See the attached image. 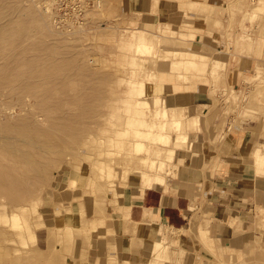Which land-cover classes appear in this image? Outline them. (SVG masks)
<instances>
[{
  "label": "rangeland",
  "instance_id": "rangeland-1",
  "mask_svg": "<svg viewBox=\"0 0 264 264\" xmlns=\"http://www.w3.org/2000/svg\"><path fill=\"white\" fill-rule=\"evenodd\" d=\"M60 1L58 4L56 0L53 2L52 0H0V31L1 28L6 31L21 29L23 37L14 44L5 47L0 45L2 54H0V70L2 71L0 76L4 75L3 72L7 69H12L14 72L13 70L17 68L14 66L17 65L20 66L19 72L27 73L38 71L39 68L42 73L41 70H46L49 65L54 66V69L66 67L69 69L67 74L60 73L57 77L61 79L64 75H70L69 78L72 81L67 78L68 82L70 80V86L66 91L68 95H77V88L85 87L88 91L90 89L91 95L101 93L104 94L102 96L106 95V99L100 94L97 99V96H91L93 98L91 99L88 91L83 88L82 93L88 94L86 96L90 99L86 98H88L87 101L92 100V106L91 104L89 106L84 98L81 104L85 103L87 107H78L76 110L70 98L65 99L66 94L63 85L60 84L63 81L60 82L56 76H53V83L58 81L60 85L52 86L55 98L51 101L61 103L65 99L71 103L68 105L64 103V111L69 112H64L63 117L67 122L86 120V124H89V129L77 136L64 129L61 131L62 127L54 124L60 121L56 116L62 117L63 113L59 109L55 111L56 113L53 112L51 118H48L50 121L47 119L46 122H44V116L36 113L40 108V111L43 110L42 100L38 103L35 95L38 92L41 93V90H47L48 86L53 84L51 82L45 87L43 84H46L48 80L43 75H38L37 79H30V82L39 80L41 83L38 81L35 83L42 84L39 88V84L30 83L34 85V91L36 87L40 89L35 92V95L33 94L36 98H32V93H26L29 96L25 94L21 96L22 100L26 97L30 98L25 100L27 103L31 102L27 111L32 112L33 120L29 118L30 114H27V111L22 110L24 108L21 107L22 102L12 103L4 96L7 91L0 93V117L4 118L7 106L15 107L13 116L17 117L16 119L14 117L15 120L12 119L11 123L4 120L5 122L0 124V131L9 126L14 137L9 141L15 145L16 154L29 156L32 171L28 172L30 182L27 187L31 186L30 190H33L29 193L30 199L26 197L27 201L23 200L26 207L18 210L17 217L22 218L23 222H16L11 217V212L17 209L14 203L8 204L7 198L0 197V264H87L86 251L90 244L97 243L98 240L93 238L97 237L98 233L104 238L103 243L98 242L99 245H106L105 239H119L118 236H121V241L122 237H125L127 248H136L139 253L144 252V256L154 258L150 244L156 240L167 244L169 228L163 227L159 238L146 243L144 239L138 238L137 231L132 230L134 226L127 222L121 199L128 188L127 185L141 183L139 170L153 172L156 179L151 185L156 187L168 183L181 190L191 188L196 192L200 189V185L196 184L205 185L209 180L220 186L235 188L234 190L241 194L246 189H250L244 184V178L257 183L254 187H264V175L257 176L256 179L246 177V174L250 176L246 173L247 162L264 168L261 164V161L264 162V156L259 151L251 152L249 155L240 152L242 157L234 160L222 156L233 153L232 146L236 142L232 141L231 135L241 123L259 125L261 128L259 134L264 138V134L261 133L264 127V14L259 9L253 7V14H251L250 2L245 6H239L235 0H205L209 4L204 6V13L207 15L206 17L204 14V18L209 19V26L206 30H201L198 29L200 26L203 27L201 22L182 12L189 4L181 5V0H79L77 3H74L77 0H68L70 3L63 2L65 0ZM62 6L66 8L62 9ZM154 8L163 13L162 18L153 17ZM191 10L196 9L194 7ZM147 13H151V16H147ZM198 17V21L204 19L201 14ZM10 22L11 24H8ZM155 22L156 24H153ZM186 25L191 29L185 28ZM170 26L174 27V32L169 30ZM190 32H195V39L183 37V34L187 35ZM140 34L145 35L146 44L152 47L150 52L142 53L135 50L136 44L140 42L138 38ZM154 34L163 37V41L155 39ZM197 36L200 38L197 39ZM20 45L23 46L20 47ZM234 46L236 53L246 56L253 53L259 58L253 71L240 72L247 66L249 58L239 57L233 60L237 63L233 62L237 68L236 73L232 76L228 75V69L232 65L230 53ZM159 47L160 50L156 51L155 48L159 49ZM177 48L196 49L199 53L194 57L196 60L184 54L176 56ZM14 49L17 51L15 52ZM39 54L45 55L46 60L43 56L38 57ZM24 55L33 59L30 61ZM201 55L206 56L204 58L206 64L200 63L198 68L186 66V61L202 62ZM39 58H43L41 60L43 64ZM28 59L30 63H27ZM176 60L185 61L171 66L172 61ZM34 61L36 67H38L37 64L42 67L32 69L31 66L36 68ZM15 72H18V68ZM75 73L82 75L78 77L74 75ZM170 74L174 75L175 82L181 86L176 87L173 82L168 81ZM92 77L98 79L101 85H97L98 81L96 82ZM91 78L95 81L92 82ZM89 81L94 88L88 86ZM18 82L15 80L14 84ZM82 83L83 86H79ZM98 88L106 89H103L105 93L101 90L97 94ZM141 88L144 92H141ZM92 90L96 91L92 92ZM44 93L42 91L41 95ZM157 95L161 97L157 104L152 101L147 104L143 100ZM38 97L40 99V96ZM100 97L105 100L104 103L99 99ZM28 99L32 100L28 101ZM100 101L104 104V108L101 103L100 106L97 103ZM95 105L98 107H94ZM35 107L38 108L37 111ZM88 107L99 111H96V114L94 109L89 110ZM164 107L169 108L168 118L158 115ZM91 110L94 114H91ZM40 111L39 114H43ZM81 111L87 114H79ZM102 111L107 114L102 116ZM77 114H79L78 117H75ZM37 115L45 124L41 122L38 124L40 129L38 131L44 130L42 134L38 131L33 132V122ZM89 115H93L94 118ZM87 116L92 117V120L88 118L89 121H87ZM99 117L100 119L104 117V120L101 119L103 122L98 120ZM176 119L182 123L181 131L178 132L171 125ZM164 120L168 123V127L161 130L158 124ZM142 121L147 124L142 125ZM154 122L157 124L154 125ZM99 123L102 126H99ZM16 126L19 127L16 128ZM97 126L98 128H95ZM19 129H25L28 138L37 140L40 147L35 148L25 143L18 145L16 139L23 138ZM137 130H152L170 138L169 143H164L146 139L145 136L141 137L148 148L153 147L156 151L158 161L156 167L139 159L140 156L153 157L154 155L147 150L136 151L133 145L138 138ZM179 132L189 133L194 146L189 141L177 144ZM194 132L203 137L198 135L192 137L191 133ZM66 134L70 138L69 142ZM197 139H202L201 141L206 144L209 143V139H212L216 151H213L212 147L207 151L205 148L208 145L203 147L195 143ZM0 140L1 148L7 140L4 138ZM57 140L58 143H56ZM240 145L243 143L241 142ZM172 148L176 152L168 154L167 151L171 152ZM182 150L184 153H181ZM47 151L51 153V157H48ZM33 156L37 157L35 162ZM217 161L220 165L211 166ZM99 166L104 169H100ZM193 173L196 175L193 176ZM43 175L44 180L43 177L40 178ZM142 183L144 187L151 186L146 185L144 181ZM230 207L225 209L226 214H221L216 220L211 221L210 235L213 238L211 244L204 243L200 236L195 240L196 243L203 245V255L201 253V255H195L188 250L186 244L187 242L189 244L190 240L187 233L180 235V233L170 232L176 237L180 235L182 243H175L163 249L161 257L166 262L164 264H234V261H239L238 254L237 259L231 252H228V256H232L231 259L220 255V247L225 242L228 244L227 239L231 236L226 230L237 226L238 219L243 220V214L232 219L233 211H229ZM250 212V214H244L247 217L244 220H248L246 230L248 229L252 234L255 231L264 233V226L263 229H258L256 226L258 225L256 221L258 222L261 215L264 216V209L257 206L255 210L250 208ZM29 226L32 228L31 232H29ZM241 233L247 234V232H240L232 235ZM27 236L26 241L29 244L25 245L22 238ZM127 236L128 239L131 237V240H127ZM247 238L249 239L248 234ZM180 246L185 247L181 252L178 251ZM229 246L237 248L233 244ZM243 247H247L245 258L254 264H264V237L258 238L257 242L251 240ZM112 252L108 264H132L130 261L120 262L116 250Z\"/></svg>",
  "mask_w": 264,
  "mask_h": 264
},
{
  "label": "crops",
  "instance_id": "crops-1",
  "mask_svg": "<svg viewBox=\"0 0 264 264\" xmlns=\"http://www.w3.org/2000/svg\"><path fill=\"white\" fill-rule=\"evenodd\" d=\"M235 3L239 6H245L247 3H249L251 14H253L252 12L255 8L259 9L261 13L264 14V0H235ZM180 4H189L185 10H182V12H184V15L187 14L189 16L195 17L197 22H201L203 27L201 28V26L199 27L196 25L199 27L198 29L206 30V28L209 26V19L207 20L204 18V6L209 3H206L205 0H181ZM194 7L196 10H191V8ZM153 10V17H163V13L159 12L157 8H154ZM150 14L151 13H147L146 15L151 16ZM166 14L168 15V12ZM199 14L202 15L204 18L203 20L198 21ZM205 16L207 17L206 14ZM182 18L185 19V17ZM164 19H166V17H164ZM153 24H156V22ZM184 27L191 29V27L188 25ZM169 30L171 32L175 31L173 26H170ZM153 37L163 41V37L158 34H154ZM183 37L185 39H188L187 37L195 39L196 35L195 32H190L187 35L183 34ZM198 38H200V36H197V39ZM234 47L230 53V62L232 65L228 69V75L232 76L233 73H236L237 68H235V65L233 64L235 61L233 60L234 58L238 59L239 57L249 58L247 66L243 69V71L240 72L253 71L256 68L259 58L255 57L253 53H251L252 55L250 56L236 53V47ZM155 50H160V47L159 49L155 48ZM176 52V56L184 54L194 60H196L194 57H196L199 53V51H196V49L184 50L181 48H177ZM256 53H258V51H256ZM205 57L206 56L201 55L202 62L197 63L206 64V61L204 60ZM177 62L181 61H172L171 66ZM167 79L168 81L173 82L174 86H181L178 84V82H175L173 74H170V77ZM234 91L236 93V90ZM260 129L261 128H259V125L255 126L252 123H241L240 126L235 129V131L233 130L234 132H232L231 135L232 141L236 142L232 146L233 153L223 154L222 156L227 159L234 160L242 157L240 152H244L245 154L249 155V153L256 151H259L260 154L264 156V138L259 134ZM261 133L264 134L263 129ZM191 135L192 137L195 135L201 136L195 132L191 133ZM201 140L202 139H197V141L194 142L201 144L203 147L208 145V147L205 148L207 151H209L211 147L214 149L213 151H216L215 145L212 143V139H209L208 144ZM241 142L243 145H240ZM219 163L220 162L217 161V163L212 164L211 166L215 167V165ZM246 171V173H249L250 175L248 176L246 174V177L256 179L258 170L254 163L247 162ZM195 175L196 174L193 173V176ZM206 182L207 183H205V185H201L199 183L196 184L197 186L200 185V189L196 192L195 189L193 190L191 188H184L181 190L178 187L172 186L168 183L161 187L153 186L146 188L143 186L142 180L141 183L127 185L128 188L121 197L124 212L128 219L127 222H130L132 226H134L135 223L137 224V236L138 238L144 239L146 243L152 242L159 238L161 236V230L163 227L169 228L168 238L171 246L175 243L181 244L182 242L180 235L187 233L190 240V243L188 244L187 242L186 244L188 250L195 255H203V245L196 243L195 240L199 239L198 236H200L204 243L211 244L213 242V238L210 235L211 221L216 220L221 214H226L225 209L227 210V208H229L231 205L236 204L238 206H231L229 209L230 212L233 211L231 218L234 219L240 217L243 214V220L238 219L237 221L239 224H237V226L235 225L234 227L228 228V230H226L227 234L231 236H229L228 239L226 238L228 244L225 242V244L220 247V255L229 259L234 256L237 259L238 254L240 260L234 261V264H254L249 259L245 258L247 247L244 248L243 245L248 244L251 240H253V242H257L258 238L264 237V233L260 234L255 231L254 234H252L248 229L246 230V221L248 220H244L247 218L244 214H250V208L255 210L257 206H259L261 209H264V187H254V185H257V183H254V181L251 179L244 178V184L247 185V187H250V189H246L240 194L234 190L235 188L220 186L219 184L212 183L209 180ZM256 223H258V225L256 224L257 228L261 229L264 226V216L261 215L258 222L256 221ZM157 227L159 233H157ZM172 231L174 233H180V235L176 237L170 233ZM218 231H220V229ZM240 232H247L249 239L247 238V234L245 235L241 233L238 235H232ZM118 237L119 239H105L106 245H99L98 242H102L104 238L98 233V236L93 238L98 240L97 243L90 244L86 251L88 260L87 264H108L109 258L113 254L112 250H116V255L120 262L130 261L132 264H149V256H144V252L142 251L139 253L136 251V248H127L128 244H126L125 237H122V241L121 236ZM127 240H131V237L128 239L127 236ZM230 244L236 245L237 248L229 246ZM115 246L116 248H114ZM180 247L181 248L178 249L179 252L183 251L185 248L184 246ZM228 252H231L233 255L228 256ZM201 258L203 257L201 256Z\"/></svg>",
  "mask_w": 264,
  "mask_h": 264
},
{
  "label": "bare ground",
  "instance_id": "bare-ground-1",
  "mask_svg": "<svg viewBox=\"0 0 264 264\" xmlns=\"http://www.w3.org/2000/svg\"><path fill=\"white\" fill-rule=\"evenodd\" d=\"M54 0H52V2H53ZM51 3V2H50ZM8 11V10H7ZM6 11V12H7ZM11 13V12H10ZM34 14H36V13H34ZM8 24H11V22L10 23H8ZM4 25V24H3ZM2 26V25H1ZM42 27L44 28V26L42 25ZM4 28V27H3ZM5 28H7V27H5ZM22 28V27H21ZM10 29V28H9ZM21 31V29H19V30H10V31H6V30H2V28H1V31H0V45H2L3 47H5V46H8V45H11V44H14V43H16V42H18L20 39H22L23 37H22V32H20ZM22 37V38H21ZM25 38V37H24ZM138 38L140 39V42H138L137 44H136V46H135V50L137 51V52H142V53H146V52H150V50H152V47L149 45V44H146V42H145V40H146V37H145V35H142V34H140L139 36H138ZM22 41V40H21ZM24 41V40H23ZM22 41V42H23ZM25 41H26V38H25ZM24 41V42H25ZM147 41V40H146ZM22 42H20L21 44H22ZM19 44V43H18ZM17 44V45H18ZM33 45V44H32ZM23 46V45H22ZM21 45H20V47H22ZM27 47V46H26ZM39 47H41V45L39 46ZM16 48V47H15ZM43 48V47H42ZM41 48V49H42ZM17 49H19V48H17ZM17 49H14V51L16 52L17 51ZM21 49V48H20ZM46 49V48H45ZM44 49V50H45ZM4 50V49H3ZM47 50V49H46ZM24 52L25 51H27L28 52V50H23ZM2 52V51H1ZM21 52H22V50H21ZM39 52V51H38ZM9 53V52H8ZM37 53V52H36ZM154 53H155V51H154ZM1 54V53H0ZM7 54V53H6ZM22 54V53H21ZM31 54V53H30ZM2 55V54H1ZM32 55V54H31ZM6 56V55H5ZM8 56V55H7ZM11 56V55H10ZM17 56H20V55H18L17 54ZM25 56V55H24ZM23 56V57H24ZM41 56H43V58L45 59V55H41ZM40 56V54H39V56L38 57H41ZM12 57V56H11ZM22 57V58H23ZM25 57H28L29 58V56H25ZM30 57H32V56H30ZM36 57V56H35ZM38 57H36V58H38ZM7 58V57H6ZM10 58V57H9ZM15 58H16V56H15ZM43 58H39V61H41ZM47 58V57H46ZM53 58V57H52ZM52 58H49V59H51L52 61H53V59ZM4 59V58H3ZM23 59H25V58H23ZM30 59V58H29ZM29 59H28V61H29ZM33 58H31L30 59V61L32 60ZM35 59V58H34ZM48 59V60H49ZM46 60V59H45ZM58 60V59H57ZM56 60V61H57ZM30 61L29 62H27V63H30ZM36 61H38V59L36 60ZM55 61V62H56ZM185 60H183V61H181V62H177V63H175V64H179V63H183ZM12 62L14 63L15 61H14V59L12 60ZM11 62V63H12ZM61 62V61H60ZM5 63V62H4ZM24 63V62H23ZM23 63H21V64H23ZM26 63V62H25ZM36 62L34 61V64H35ZM40 63V62H39ZM41 63L43 64V62L41 61ZM48 63V62H47ZM50 63H52V62H50ZM56 63H58V62H56ZM19 65H20V63H18ZM53 64V63H52ZM185 64H186V66H197V68H198V63L197 62H194V61H186L185 62ZM32 65V64H31ZM30 65V66H31ZM38 65V67L40 66L39 64H37ZM49 65V64H48ZM56 65V64H55ZM0 66H1V63H0ZM6 66V65H5ZM10 66H11V64H10ZM9 66V67H10ZM15 68L17 67L18 68V72H15V71H17V68L16 69H14L13 71L14 72H12V69H7V71L6 72H3V74L4 75H2V76H0V93L1 92H4V90L5 91H7V94H5L4 96H5V98L6 99H10V102L12 101V103L13 102H15V101H19V102H22L23 103V106H21V107H24V108H22V110L23 111H27V109L30 107V105H31V102L30 103H27V101L25 100L26 98H29V97H26L24 100H22V97L24 96L23 94H25L26 96H29V95H27V94H31V96H32V98L33 97H37V99L36 100H38V103L40 102V100H42L41 102H42V110L43 111H40V109H39V111L41 112V113H43V114H39V111L38 112H36V113H38V115H40V116H44L43 118H44V122H46V120L50 117L51 118V115H52V113L54 112V113H56L55 111L56 110H60L63 114H61V112H60V114L62 115V117L61 116H56V118H57V120H60V121H57V122H54V124L56 123V126H59V127H62L60 130L62 131L63 129H64V131H68V132H72V133H75L77 136L78 135H80L81 133H83V132H86V130H88L89 129V124H86L87 122H83V121H81V120H79V121H66V119H65V117H63V115H64V112H69V111H64V103H65V105H68V104H73L74 105V109H78V107H87V105H84L83 103V106H82V104H81V102H83L82 101V99H84V98H86V97H88V96H86V94L87 93H82V89L83 88H85V87H80V88H77V90H78V93H77V95H74V96H70V95H68L67 93H66V91H67V89H68V87L70 86V80L72 81V79L71 78H69V76L70 75H64V77L63 78H58L57 76L58 75H60V73H62V74H67V71L69 70L68 68H66V67H62V68H57L56 66V69H54L53 67L54 66H52V65H49L47 68H46V70H41L42 71V73H40V68L39 69H37L38 67H36V64H35V67L36 68H33L32 66H31V68L32 69H37L38 71H33V72H29V73H27V72H19V67L20 66H14ZM13 66L12 67H10V68H14ZM29 67V66H28ZM40 67H42V65L40 66ZM28 69H30V68H28ZM0 72H2L1 70H0ZM87 73H88V71H87ZM151 74V73H150ZM153 75H155L154 73H152ZM38 75H43L45 78H47V80H48V82L46 83V82H44V83H46V84H43L45 87H46V85L47 84H49V83H53V79H54V77L53 76H56L57 78V80L58 81H63V82H58L57 80V82L56 83H53V84H51L50 86H48V88H47V90H41V93H42V91H43V93H44V91H47V92H45L44 94H42L41 95V93L40 92H38V94H36L35 92L36 91H40V85H42V84H39V83H41V81H39V80H36V81H38L37 83H35V85H37V84H39V88L38 87H36L37 89L34 91L33 89L35 88L34 87V85H32V84H30V83H33V82H30V79H32V78H36ZM74 75H77L76 73L74 74ZM74 75H72L73 77H74ZM82 74H80V76H81ZM84 75H86V74H84ZM83 75V76H84ZM71 76V77H72ZM78 77H80L79 76V74L77 75ZM42 77V76H41ZM67 78H69L70 80H69V82L67 81ZM93 79L95 78V77H92ZM92 78H91V81L92 82H94L95 80H96V82L98 81V79H96L95 78V80H92ZM37 79V78H36ZM81 79H82V77H81ZM15 80H16V82L17 81H19L17 84H14V82H15ZM45 79H43V81H44ZM46 81V80H45ZM50 81V82H49ZM65 81V82H64ZM66 81H67V83H66ZM79 81V80H78ZM81 81V80H80ZM83 81V80H82ZM81 81V82H82ZM91 81H89V84H88V86L91 84ZM33 83V84H34ZM43 83V82H42ZM61 85H63L62 87H63V89H64V91H65V94H66V97H65V99H67V97L68 98H70V100H71V103L68 101V100H63V101H61V103H60V101H51L53 98H55V92H54V88L52 87L54 84L56 85V86H59L60 84ZM84 83V82H83ZM83 83L80 85L79 84V86H83ZM98 83L99 84H97V85H101V83L98 81ZM85 84H87V83H85ZM152 84V83H151ZM156 84H158V83H156ZM30 85H32L33 87H32V90L34 91V93H33V91L32 90H30ZM96 84H94V86H95ZM92 85H90V87H91ZM43 87V86H42ZM98 87V86H97ZM102 87V86H101ZM100 87V88H101ZM92 88H94L93 86H92ZM100 88H98L99 90H97V94H98V91H104V90H106V89H100ZM46 89V88H45ZM86 89H88V88H85V90ZM97 89V88H96ZM142 90H141V92H144V90H143V88H141ZM31 92H30V91ZM86 91H88V90H86ZM89 91H90V89H89ZM88 91V94H89V96L91 97H96V99L98 98V95L100 94V96L101 97H105V99H106V95L105 96H102V95H104V94H101V93H99L98 95H94L93 96V93H92V95H91V92H89ZM93 91H96V90H92V92ZM30 92V93H29ZM27 93V94H26ZM40 93V94H39ZM95 93V92H94ZM104 93H105V91H104ZM33 94L35 95V96H33ZM84 94V95H83ZM87 94V95H88ZM23 95V96H22ZM22 96V97H21ZM38 96H40V99H39V97ZM3 97V96H2ZM35 97V98H36ZM76 97V98H75ZM90 97H88L89 99H90ZM91 97V99H93ZM99 98L100 100H102V103H104L103 101H105V100H103L102 98ZM42 98V99H41ZM88 98H86L85 100H86V102H88V105L89 104H91L92 102V100L91 101H87L88 100ZM160 95H157V96H153V97H151V98H144L143 100H144V102L145 103H147L148 104V102L149 101H152L154 104H157L158 102H159V100H160ZM30 99V98H29ZM28 99V101H31V100H29ZM74 99H75V102H74ZM95 99V101H97ZM98 99V100H99ZM98 104H99V106H100V103H101V101L100 102H97ZM101 103V105L103 106L104 104H102ZM107 103V102H106ZM37 104V103H36ZM6 105V104H5ZM39 105V104H38ZM41 105L39 106V107H41ZM34 106H37V105H34ZM90 106V105H89ZM91 106H92V104H91ZM20 107V106H19ZM38 107V106H37ZM94 107H98L97 105H95ZM105 106H103L102 108H104ZM15 108V107H14ZM14 108H12V106L11 107H6V114H5V116H4V118L2 119L1 117H0V124L4 121V120H6L8 123L10 122L11 123V121H12V119H14V117L15 116H13V114H15L14 112H13V110H14ZM89 108V107H88ZM87 108V109H88ZM101 108V107H100ZM99 108V109H100ZM33 109H34V107H33ZM35 111H37L38 110V108H36L35 107ZM90 109H92V108H89V110ZM94 110H95V108H93ZM92 109V110H93ZM97 109V108H96ZM70 110H71V108H70ZM92 110L90 111L91 112V114H94V113H92ZM30 111V110H29ZM32 111V110H31ZM35 111L33 112V114L35 113ZM83 111V110H82ZM81 111V112H82ZM88 111V110H87ZM96 111H99V110H95V113H96ZM108 111H110V110H108ZM71 112V111H70ZM79 113V114H83L84 113V115L85 114H87V113H85V112H82V113ZM89 112V111H88ZM94 112V111H93ZM72 113V112H71ZM76 113V112H75ZM27 114H30V117L29 118H32V112L31 113H28V111H27ZM26 114V115H27ZM74 114V113H73ZM79 114H77V116L75 115V117H78V115ZM97 114V113H96ZM101 114H103L102 116H104V114H107V113H105V112H103L102 111V113ZM101 114H99V115H101ZM38 115L36 116V119H35V121L33 122L34 123V128H33V132H37L38 131V124H40V118L38 117ZM56 115V114H55ZM158 115H163L164 117H166V118H168L169 116H170V111H169V108H167V107H164V109L163 110H161L159 113H158ZM17 116V115H16ZM29 116V115H28ZM65 116H67V115H65ZM74 116V115H73ZM89 116H92L93 117V115H89ZM34 117V116H33ZM53 118L55 117V116H52ZM58 117H60L59 119H58ZM69 117V116H68ZM67 117V118H68ZM92 117H86L87 119L89 118V119H91L92 120ZM17 117H15V119H16ZM29 118H27V119H29ZM85 118V117H84ZM94 118V117H93ZM104 117H102L101 119H103ZM14 119V120H15ZM19 119V118H18ZM72 119H74V118H72ZM77 119V118H76ZM81 119V118H80ZM83 119V118H82ZM89 119L87 120V121H89ZM100 119V117L98 118V120L100 121L101 120ZM196 119V118H195ZM13 120V121H14ZM21 120V119H20ZM32 120H33V118H32ZM31 120V121H32ZM70 120H71V118H70ZM84 120V119H83ZM95 120H96V118H95ZM97 120V121H98ZM104 120V119H103ZM103 120H101L102 122H103ZM29 121H30V119H29ZM29 121H27V122H29ZM47 121H50V119H48ZM81 121V122H80ZM197 121V120H196ZM5 122V121H4ZM44 122L42 123V124H44ZM93 122L95 123V121L93 120ZM30 123V122H29ZM51 123V125L50 126H52V122H50ZM88 123H92V122H88ZM93 123V124H94ZM101 123V122H100ZM99 123V124H100ZM25 124V123H24ZM47 124V123H46ZM98 124V123H97ZM147 123L145 122V121H142V125H146ZM155 124H157V122H154V125ZM45 125V124H44ZM49 125V124H48ZM95 125V124H94ZM159 125V127H160V129L161 130H164V129H167V127H168V123H166V121L164 120V121H162L160 124H158ZM171 125H172V127H174V128H176V131L178 132V131H181V128H182V123H181V121L180 120H178V119H176L175 121H173V124L171 123ZM53 126H55V125H53ZM91 126V125H90ZM99 126H102V124H100ZM19 126H16V128H18ZM24 127V126H23ZM28 127V126H27ZM92 127V126H91ZM28 128H30V127H28ZM41 128V127H40ZM55 128V127H54ZM95 128H98V126L97 127H95ZM14 129H15V127H14ZM21 129V128H20ZM19 129V130H20ZM92 129V128H91ZM25 130V129H24ZM24 130H20V135L23 137V138H19L18 137V139H16V141H17V144L18 145H20V144H23V143H25V144H28L29 146H33V147H35V148H39L40 146L37 144V140H35L34 138L31 140V139H29L28 138V136H27V132L26 131H24ZM27 130V129H26ZM40 130V129H39ZM42 130V129H41ZM263 130H264V127H263ZM15 131V130H14ZM29 132H31V130L29 131ZM33 132H32V134H33ZM39 132V131H38ZM41 132V131H40ZM40 132H39V134H40ZM15 133V132H14ZM42 133H44V130H43V132H41V134ZM17 134V133H16ZM15 134V135H16ZM46 134V133H45ZM35 135V134H34ZM37 135V134H36ZM95 135V134H94ZM136 135L138 136V138L134 141V148L136 149V151L137 152H142V151H144V150H147L151 155H154L153 157L152 156H147V155H144V156H140V160L141 161H143L144 163H148L149 162V164H151L152 165V167H156V165L158 164V161H157V158H156V151L153 149V147H149L148 148V146H147V144H146V142H145V140L144 139H142L141 137L142 136H145V138L146 139H151V140H157V141H161V142H164V143H169L170 142V138L168 137V136H165V135H163V134H157L155 131H152V130H146V131H141V130H137L136 131ZM32 136V135H31ZM38 136V135H37ZM65 136V135H64ZM33 137V136H32ZM66 137H68V142H69V136L66 134ZM1 138H4V139H6L7 140V142H5L4 144H3V147H1L0 148V197L2 196L3 198L5 197V199H6V202L8 203V204H13L14 203V205L17 207V209L16 210H13L12 212H11V217L14 219V221H16V222H23V219L22 218H18L17 217V214H18V210H21V209H24L25 207H26V205H25V203L23 202V200L24 199H26V201H27V198H29L30 199V197H29V193H30V191L32 190H30V187L31 186H29V188L27 187V185H29L28 183L30 182V176H29V174H28V172H30L31 173V169H30V167L32 166V164H31V162L28 160L29 159V156L27 157V156H24V155H18V154H16V152H15V150H14V144L13 143H10V139H13L14 137H13V131H12V129L9 127V126H7V127H4L3 128V131L1 130L0 131V139ZM16 138H17V136H16ZM62 139V138H61ZM192 142L191 140H190V136H189V133L188 134H186V133H182V132H179V134L177 135V140H176V143L177 144H179V143H186V142ZM0 142H1V140H0ZM60 142V141H59ZM38 143H39V140H38ZM56 143H58V140L56 141ZM1 144V143H0ZM192 146H194V143L192 142ZM44 147H46V146H44ZM16 148V147H15ZM42 148V147H41ZM47 148H49V147H47ZM46 149V148H45ZM50 150V149H49ZM171 150V152L170 151H167L168 152V154H171V153H175L176 152V150H174L173 148L172 149H170ZM22 152H24V151H22ZM56 152H57V150H56ZM39 153V152H38ZM42 153V152H41ZM40 153V154H41ZM47 153H48V151H47ZM181 153H184L183 152V150L181 151ZM22 154V153H21ZM24 154H25V152H24ZM49 154V153H48ZM32 155H34V154H32ZM50 155V156H49ZM48 155V157H51V153ZM56 155V154H55ZM35 156V155H34ZM33 156V158H34V162H35V160L37 159V157H34ZM36 156H38V154L36 155ZM47 156V155H46ZM59 156V155H58ZM59 157H62V156H59ZM58 157V158H59ZM65 157V156H64ZM46 157H44V159H45ZM49 158H47V160H48ZM62 159H64V158H62ZM50 160V159H49ZM41 162V161H40ZM49 162V161H48ZM42 163V162H41ZM44 163V162H43ZM36 164L38 165V160H37V162H36ZM40 164V163H39ZM48 164V163H47ZM261 164H263L264 165V162L263 161H261ZM42 165V164H41ZM146 165V164H145ZM43 166V165H42ZM99 168L101 169H104L103 167H101V166H99ZM31 170V171H30ZM257 176H259V177H263V175H264V168H259L258 166H257ZM138 174H139V176L141 177V180L142 181H144V183L146 184V185H151V184H153V182H155V179H156V177H155V175H154V173L153 172H144V171H142V170H139L138 171ZM43 177V178H42ZM40 178H42L43 180H44V175L43 176H41ZM35 186V185H34ZM39 186V185H38ZM37 186V187H38ZM150 187H153L152 185L151 186H147L146 188H150ZM36 190H38L37 188H36ZM33 191V190H32ZM34 193H35V191H34ZM28 195V196H27ZM27 197V198H26ZM2 199V198H1ZM28 199V200H29ZM19 219V220H18ZM136 226H137V224L135 223L134 224V229L132 228V230L133 231H137V228H136ZM1 227V226H0ZM148 227V226H147ZM136 229V230H135ZM31 230H32V228L29 226V232H31ZM156 230L158 231V227L156 228ZM3 231V230H2ZM28 238V236L27 237H23L22 239H23V241H24V244L25 245H28L29 243H27V241H26V239ZM170 245V243L168 242L167 244H165V243H163V242H161V241H158V240H156V241H154L153 243H151L150 244V249H151V251H152V253L154 254V258H152V259H150L149 260V264H156L157 262L158 263H160V264H164V263H166L163 259H162V251H163V249L166 247V246H169ZM170 247V246H169ZM168 248V247H167ZM29 249V248H28ZM22 252H23V250H22ZM28 252H30V251H28ZM27 253V252H26ZM27 254H29V253H27ZM26 254V255H27ZM17 255V254H16ZM24 255V254H23Z\"/></svg>",
  "mask_w": 264,
  "mask_h": 264
},
{
  "label": "built area",
  "instance_id": "built-area-1",
  "mask_svg": "<svg viewBox=\"0 0 264 264\" xmlns=\"http://www.w3.org/2000/svg\"><path fill=\"white\" fill-rule=\"evenodd\" d=\"M57 2H58V4L61 2L60 0H56ZM79 0H77L76 2H74V3H77ZM63 2H65V3H70V2H68V0H65V1H63ZM52 3V2H51ZM66 7H63L62 6V9H65Z\"/></svg>",
  "mask_w": 264,
  "mask_h": 264
}]
</instances>
